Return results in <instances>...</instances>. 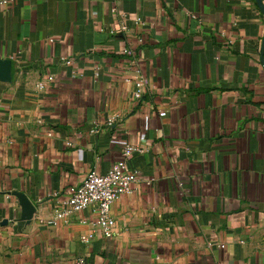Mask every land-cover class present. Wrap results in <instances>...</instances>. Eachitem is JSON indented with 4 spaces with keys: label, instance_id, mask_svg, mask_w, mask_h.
<instances>
[{
    "label": "crops",
    "instance_id": "obj_1",
    "mask_svg": "<svg viewBox=\"0 0 264 264\" xmlns=\"http://www.w3.org/2000/svg\"><path fill=\"white\" fill-rule=\"evenodd\" d=\"M125 46L148 83L139 101ZM0 59L11 62L0 80V264H264L256 0H12L0 5ZM125 145L138 180L112 204L111 232L83 245L95 211L52 223L58 193L108 170ZM13 191L35 205L28 222Z\"/></svg>",
    "mask_w": 264,
    "mask_h": 264
},
{
    "label": "built area",
    "instance_id": "obj_2",
    "mask_svg": "<svg viewBox=\"0 0 264 264\" xmlns=\"http://www.w3.org/2000/svg\"><path fill=\"white\" fill-rule=\"evenodd\" d=\"M12 0H0L1 6H7ZM116 8L112 7L111 12H115ZM138 23L141 19L136 18ZM122 33H126L128 28L125 24L120 27ZM125 54L131 55L130 64L138 73L137 78L133 80L134 89L133 98L139 101L143 95L149 90L147 80L141 73L134 50L130 46H125L122 50ZM62 61L72 64L71 57H63ZM52 76H48L47 80L51 81ZM43 84H39L42 88ZM159 116L165 115L160 111ZM111 120L109 121L110 124ZM136 147L125 145L122 151V157L114 162L108 170L101 173L96 169H90L84 178L76 184H71L63 191L58 193V206L55 208V215L52 223L62 222L69 223L70 218L89 207L95 211V217L91 222L92 229L79 237V242L83 245H89L97 235H108L115 226V219L111 214V207L114 201L123 193L132 191L134 183L138 180V171L130 169L128 159L130 155L136 151ZM56 194L54 193V196ZM82 222H86L83 220ZM74 264H87L84 256H77Z\"/></svg>",
    "mask_w": 264,
    "mask_h": 264
},
{
    "label": "water",
    "instance_id": "obj_3",
    "mask_svg": "<svg viewBox=\"0 0 264 264\" xmlns=\"http://www.w3.org/2000/svg\"><path fill=\"white\" fill-rule=\"evenodd\" d=\"M257 6L259 7L260 11L264 13V4L262 0H256ZM11 77V62L9 60H2L0 59V80L7 81ZM12 195H14L18 201V205L20 207V216L18 218L19 221L28 222L34 211L35 205L32 203L28 197L18 191H13Z\"/></svg>",
    "mask_w": 264,
    "mask_h": 264
}]
</instances>
